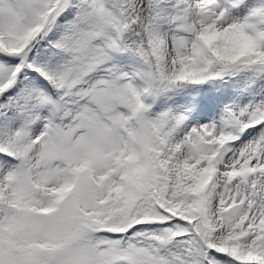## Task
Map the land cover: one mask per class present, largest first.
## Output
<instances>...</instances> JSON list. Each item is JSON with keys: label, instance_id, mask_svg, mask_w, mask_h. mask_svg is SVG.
<instances>
[{"label": "snow or ice", "instance_id": "snow-or-ice-1", "mask_svg": "<svg viewBox=\"0 0 264 264\" xmlns=\"http://www.w3.org/2000/svg\"><path fill=\"white\" fill-rule=\"evenodd\" d=\"M224 17L215 0H0V264H264V104L178 138L186 117L142 101ZM247 20L231 31L264 73V6Z\"/></svg>", "mask_w": 264, "mask_h": 264}, {"label": "rangeland", "instance_id": "rangeland-1", "mask_svg": "<svg viewBox=\"0 0 264 264\" xmlns=\"http://www.w3.org/2000/svg\"><path fill=\"white\" fill-rule=\"evenodd\" d=\"M225 1V6L220 7V2ZM217 11L225 12L226 18H230L231 15H234V12H237L238 6H244L250 8L253 7V10L264 6V0H215ZM252 9H249L248 12L251 14ZM260 30H264V25H258ZM251 34V33H249ZM114 63L117 68L123 72L128 73L130 75L134 74L142 67V62L139 57L135 55L134 52H127L122 54H117ZM130 69V71L128 70ZM213 74L215 75L216 69H212ZM239 72L229 75L223 74L213 79H209L207 82L197 85L184 84L179 87H174L168 91H163L157 93V96H154L150 101L149 96H142L143 103L149 108V111L145 113V115L152 120L157 119L162 113L170 112L174 116H185L186 120L181 129V131L177 134L178 138H182L183 135H186L193 128L199 129L197 126L189 127L187 126V111L175 112L174 108V98L176 93H183L185 95H189L191 98L198 97L199 99H208L211 97L218 96L220 91L232 90L234 93L242 101L244 105V109H248L252 111L255 109L251 107V104L255 101H259L264 103V101L260 100L264 98V74H257L252 72L249 69L241 68L238 70ZM134 86L138 89H142L145 87L144 82L139 78H136L134 81ZM200 113L207 117V120L210 124L215 125L222 124L225 120L230 118L231 114L236 112H240L237 108H229V102L227 100L210 104L207 102L196 103ZM209 104L207 107L206 105ZM202 106V107H201ZM243 109V110H244ZM242 111V110H241ZM221 126V127H222Z\"/></svg>", "mask_w": 264, "mask_h": 264}, {"label": "clouds", "instance_id": "clouds-1", "mask_svg": "<svg viewBox=\"0 0 264 264\" xmlns=\"http://www.w3.org/2000/svg\"><path fill=\"white\" fill-rule=\"evenodd\" d=\"M194 20L199 21V17L194 13ZM248 20L243 22L224 17L223 23L204 25L199 29V35L194 39L192 47L185 50L183 54L170 56L174 63L168 67L174 87L184 84L197 85L194 81L202 80L207 82L210 78L205 75V71L216 69L218 76L226 74L234 69L250 67L258 57L246 54L242 50V41L233 31L239 28L244 35H249L245 27ZM264 21H258L259 23ZM203 37V38H201ZM186 76L185 79H180ZM202 84V83H199Z\"/></svg>", "mask_w": 264, "mask_h": 264}, {"label": "bare ground", "instance_id": "bare-ground-1", "mask_svg": "<svg viewBox=\"0 0 264 264\" xmlns=\"http://www.w3.org/2000/svg\"><path fill=\"white\" fill-rule=\"evenodd\" d=\"M252 2L254 3V0H252ZM225 1H221L220 2V7H224L225 5ZM249 7V6H248ZM248 7H244L239 5L237 12H234V15H231V17L229 18V21L231 22L232 20L235 21H239V22H243L245 21L251 14L248 12L249 9L253 10V7L250 6V8ZM130 71V69H128ZM227 100L229 102V108H237L239 109V111L244 109V105L242 104V101L240 100V98L237 96L236 93H234L232 90H226V91H220L218 96L215 97H211L208 99H199L198 97L195 98H191L189 95H185L183 93H176V96L174 98V108L173 110L175 112H180L182 113L183 111H187V117H188V121H187V126L189 127H193V126H197L198 128H202V127H206V126H213L212 124H210V122L207 120V117H205L204 115H202L198 109V107L196 106V103H200V102H207V103H214V101H217L218 103L221 101H225ZM260 100L264 101V98L260 97ZM264 103H261L259 101H255L251 104V107H256L257 105H261ZM200 105V104H199ZM209 104L206 105V107ZM202 107V106H201ZM222 124H218L217 127H221Z\"/></svg>", "mask_w": 264, "mask_h": 264}, {"label": "trees", "instance_id": "trees-1", "mask_svg": "<svg viewBox=\"0 0 264 264\" xmlns=\"http://www.w3.org/2000/svg\"><path fill=\"white\" fill-rule=\"evenodd\" d=\"M245 68H246V69H249V70H251V71H253V72L257 73V74H264V73H258V72H256V71L254 70V68H251V67H245ZM239 69H241V68H239ZM239 69H234V70L230 71L229 73H232V72H234V71H236V70H239Z\"/></svg>", "mask_w": 264, "mask_h": 264}]
</instances>
